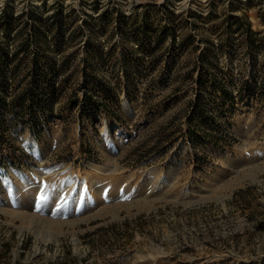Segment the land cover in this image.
Masks as SVG:
<instances>
[{"label": "rangeland", "instance_id": "rangeland-1", "mask_svg": "<svg viewBox=\"0 0 264 264\" xmlns=\"http://www.w3.org/2000/svg\"><path fill=\"white\" fill-rule=\"evenodd\" d=\"M4 8L69 22L64 45L32 47L55 62L54 112L0 99V264H264V0ZM131 173L144 190L115 194Z\"/></svg>", "mask_w": 264, "mask_h": 264}, {"label": "trees", "instance_id": "trees-1", "mask_svg": "<svg viewBox=\"0 0 264 264\" xmlns=\"http://www.w3.org/2000/svg\"><path fill=\"white\" fill-rule=\"evenodd\" d=\"M63 15L61 8H57L51 15H39L35 11H29L26 14L14 16L7 8L2 10L0 28L4 29L5 42H0V99L4 98L5 93H9L13 96L14 107L21 110L31 105L34 108L54 112L56 90L54 85L49 84V71L56 72L55 62L49 56H44L43 59L48 61L49 69L44 68L40 59L33 55L34 50L32 47L36 51L44 50L45 47L50 46L49 38H53L55 45L58 47L64 45L63 33L64 28L68 25L69 18L65 20ZM25 18L28 20L22 23ZM21 23L22 26L20 27L18 24ZM120 26L121 23H119V28ZM134 26L135 24H132V27ZM16 27L19 30L11 38V32ZM247 27L244 24L239 25L240 29H247ZM169 29H172V27L169 26ZM133 38L137 44L142 42L139 40V34L137 33ZM11 47H13L12 52L9 50ZM20 57L28 61L22 68L25 73L21 82L23 84L10 92L7 69Z\"/></svg>", "mask_w": 264, "mask_h": 264}, {"label": "bare ground", "instance_id": "bare-ground-1", "mask_svg": "<svg viewBox=\"0 0 264 264\" xmlns=\"http://www.w3.org/2000/svg\"><path fill=\"white\" fill-rule=\"evenodd\" d=\"M262 150V149H261ZM260 151V150H259ZM255 153H256V151H255ZM259 154V153H258ZM261 155V154H260ZM264 155V154H263ZM257 156V155H256ZM233 161V160H232ZM113 164V163H112ZM108 165V164H107ZM227 165V164H226ZM231 166V165H230ZM229 167V166H228ZM94 170H95V173L97 174H99L100 176H108V175H113L114 176V174L116 173V172H118V165H113V166H108L107 168L106 167H95L94 168ZM46 172V171H45ZM42 173H44V172H42ZM137 174V173H136ZM49 175V174H48ZM64 177V176H63ZM66 177V176H65ZM64 177V178H65ZM103 177H101L103 180H104V178ZM162 177V176H161ZM241 177V176H240ZM163 178L164 179H166V180H168V175L166 174L165 175V177L163 176ZM134 179H137V180H140V181H142V184H140V186L139 187H137L136 189H135V191H134V194L132 195V196H135V194H137L138 195V192H140V189H143L144 188V178L142 179V177H140V175H139V177L138 176H136L135 174H133V173H131L129 176H127V177H125V178H120L119 180L117 179L116 181L114 180V182L112 183L113 184V192L115 193V194H117V192H118V190H119V188L121 187V185L122 184H124L125 182H129V181H133L134 182ZM136 180V182H138ZM159 180V179H158ZM65 180H63V182H64ZM162 181H163V179H162ZM59 182V181H58ZM168 182V181H167ZM65 183V187L66 186H68L69 185V183H68V180H67V182L65 181L64 182ZM130 183V182H129ZM160 183V182H159ZM60 184V183H59ZM61 185V184H60ZM59 185V186H60ZM135 185H137V184H135ZM159 185V184H158ZM74 186V185H73ZM170 186V185H169ZM62 187V186H61ZM124 187V186H123ZM149 187V186H148ZM158 186H156V181H154L153 180V182L151 183V187L150 188H154V189H156ZM161 187H162V185H161ZM69 188V187H68ZM126 191H128V190H131V188H132V185L130 184L128 187L126 186ZM164 188V187H163ZM65 189V188H64ZM165 189V188H164ZM144 190V189H143ZM148 188L146 189V192H148ZM163 190V189H162ZM168 190V189H167ZM152 191V190H151ZM151 191H150V193H151ZM155 191V190H154ZM62 192V191H61ZM156 192V191H155ZM186 192V191H185ZM141 193V192H140ZM139 193V194H140ZM160 193V192H159ZM157 194V193H156ZM156 194H154V195H156ZM165 194V193H164ZM210 194V193H209ZM213 194V193H212ZM215 194V193H214ZM161 195V194H160ZM160 195H158L159 196V198H160ZM81 196V195H80ZM146 196V195H145ZM166 196V195H165ZM140 197V196H139ZM157 197V196H156ZM161 197H163V196H161ZM136 198V197H135ZM149 198V197H148ZM146 199V198H145ZM150 199V198H149ZM154 200V199H153ZM135 201V200H134ZM149 200H147V202H148ZM142 205V204H141Z\"/></svg>", "mask_w": 264, "mask_h": 264}, {"label": "snow or ice", "instance_id": "snow-or-ice-1", "mask_svg": "<svg viewBox=\"0 0 264 264\" xmlns=\"http://www.w3.org/2000/svg\"><path fill=\"white\" fill-rule=\"evenodd\" d=\"M45 197H41V199H44Z\"/></svg>", "mask_w": 264, "mask_h": 264}]
</instances>
